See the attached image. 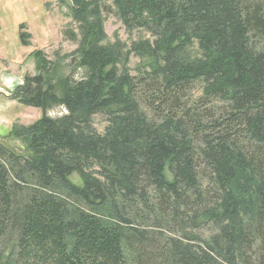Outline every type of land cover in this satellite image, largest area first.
<instances>
[{"label": "trees", "instance_id": "obj_1", "mask_svg": "<svg viewBox=\"0 0 264 264\" xmlns=\"http://www.w3.org/2000/svg\"><path fill=\"white\" fill-rule=\"evenodd\" d=\"M71 1L83 76L34 50L10 92L65 112L13 126L23 153L0 142V264H264V0H114L152 37L127 49L101 0Z\"/></svg>", "mask_w": 264, "mask_h": 264}, {"label": "rangeland", "instance_id": "obj_2", "mask_svg": "<svg viewBox=\"0 0 264 264\" xmlns=\"http://www.w3.org/2000/svg\"><path fill=\"white\" fill-rule=\"evenodd\" d=\"M71 1V0H70ZM114 0H101L104 44L116 41L129 48L131 43L140 39L152 40L150 33L144 29H127L116 15ZM72 3V1H71ZM23 25V29H21ZM65 29H73L77 41L66 39ZM29 33L28 44H22L20 34ZM79 32L73 19L72 11L64 0H0V142L16 153L26 151L22 139L9 135L13 126H29L42 115L57 117L65 112L62 105L55 103L44 109L23 105L11 98L14 86L21 83L25 73H36L34 50H42L49 60L55 64V79L70 76L80 79L84 70L77 68L69 54L77 48ZM190 54H197L194 44ZM140 59L131 54L128 68L136 75ZM56 94L60 95V86L56 82ZM201 95V84L197 82L190 91V100ZM142 108L143 105H141ZM92 124L97 132L102 133L107 125L105 117L100 114L92 116ZM73 183L80 185L81 180L76 173L70 176Z\"/></svg>", "mask_w": 264, "mask_h": 264}, {"label": "water", "instance_id": "obj_3", "mask_svg": "<svg viewBox=\"0 0 264 264\" xmlns=\"http://www.w3.org/2000/svg\"><path fill=\"white\" fill-rule=\"evenodd\" d=\"M66 3H67V5H68L69 7H72V3H71L70 0H66Z\"/></svg>", "mask_w": 264, "mask_h": 264}]
</instances>
